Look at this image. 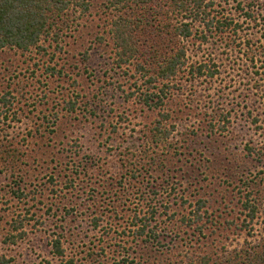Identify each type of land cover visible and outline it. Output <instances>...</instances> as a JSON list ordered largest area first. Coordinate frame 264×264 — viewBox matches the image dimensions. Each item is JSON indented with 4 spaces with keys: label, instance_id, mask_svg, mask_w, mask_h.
Returning a JSON list of instances; mask_svg holds the SVG:
<instances>
[{
    "label": "rangeland",
    "instance_id": "374dc122",
    "mask_svg": "<svg viewBox=\"0 0 264 264\" xmlns=\"http://www.w3.org/2000/svg\"><path fill=\"white\" fill-rule=\"evenodd\" d=\"M69 1L38 47L0 49V97L9 101L0 103V259L239 264L244 251L262 259L264 0L219 6L238 34L201 44L194 23L176 46L170 0L143 11ZM239 2L256 22L235 11ZM122 19L141 33L119 66L111 30ZM180 47L187 67L148 84L159 53ZM203 59L215 65L212 79L191 74Z\"/></svg>",
    "mask_w": 264,
    "mask_h": 264
},
{
    "label": "trees",
    "instance_id": "16d2710c",
    "mask_svg": "<svg viewBox=\"0 0 264 264\" xmlns=\"http://www.w3.org/2000/svg\"><path fill=\"white\" fill-rule=\"evenodd\" d=\"M156 0H110L112 6H119L122 3L133 6L140 11H143L147 6L152 7ZM219 2V3H217ZM229 0H170L164 2L171 8V11L177 20V26L175 28V36L178 37L176 41H172V46L180 44L183 40L191 38L193 35L194 23H197L200 28L199 40L201 44L208 42L209 37L228 36L229 34H238L237 32L241 28L239 23L235 19L223 14L219 11L223 7V4L228 3ZM69 0H0V49L9 47L15 48L22 52H27L31 48L38 47L39 41L42 36H49L51 33V26L55 25V21L59 18L69 7ZM257 6L261 4V0H253L252 5ZM238 6V7H237ZM235 7V11L239 13L244 12L243 19L245 21L253 20L256 22L253 11L248 7L243 6L239 2ZM153 8V7H152ZM51 20V21H50ZM150 24V21L145 23ZM132 21L122 19L115 21L113 29L111 30L113 35V41L117 49L118 65H127L130 59L136 53V46L139 39L135 32L138 30V25ZM154 27V26H153ZM57 38V37H56ZM41 49V47H39ZM159 67L156 70L157 78L151 77L147 83H152L167 79L171 80L175 77L178 71L185 69L186 66V52L180 47L175 52L169 55L159 53ZM193 68L191 74L198 77L208 75L209 78L216 76L215 65L210 60L203 59L202 63H199ZM142 66L138 67V71H144ZM168 85H166L167 87ZM7 96L0 97V103L4 106L8 105L9 101ZM203 205V203H202ZM201 205H198L196 211H199ZM244 208L247 209L248 205L244 204ZM254 209L250 210V219L254 218ZM138 216L132 217V222H137ZM201 217H198V220ZM143 225H139L136 232L137 235L143 234L145 228L148 227L145 220H142ZM23 227L20 224L15 226V230H18V236L22 237ZM199 230H201L199 228ZM53 254L57 257L63 258L64 251L60 246V242L56 240L52 245ZM251 252L244 251L242 254H238V260H241L239 264H260L262 261L264 264V255L262 259H256L251 256ZM0 264H7V261L0 259ZM204 264H209L210 260L202 258ZM73 261H67L66 264H72ZM236 264V263H235Z\"/></svg>",
    "mask_w": 264,
    "mask_h": 264
}]
</instances>
